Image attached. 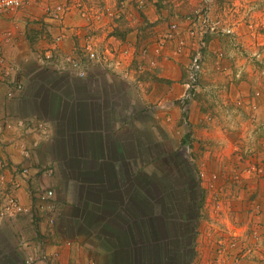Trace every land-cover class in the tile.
I'll use <instances>...</instances> for the list:
<instances>
[{"label": "rangeland", "instance_id": "rangeland-1", "mask_svg": "<svg viewBox=\"0 0 264 264\" xmlns=\"http://www.w3.org/2000/svg\"><path fill=\"white\" fill-rule=\"evenodd\" d=\"M89 1L91 5H106L111 10L121 8L124 2L126 14L122 18L104 17L98 23H88L74 6L76 0L69 1L72 8L66 23L69 24L67 29L73 31L64 42L73 45L62 49L64 53H78L81 34L91 32L99 38V49L111 52L107 55L110 61L104 67L102 65L93 70L95 65L88 63L90 69L98 70L97 75L103 74L100 81L102 79L105 86L101 88L119 90L121 96H125L123 92L126 91L136 93V90L148 89L149 85L143 86L141 80L146 74L149 77L154 75L153 80L159 79L154 73L158 65H149V58L142 53V47L147 44L143 45V42L150 40L149 46L153 48L160 32H156L153 24L148 23L145 8L152 4L154 10L164 11L173 9L171 5L174 3L169 0H144V3H140L141 0ZM195 1L199 2L190 12L203 3V0ZM184 2L188 8L190 0ZM213 16L222 18L231 33L217 35L218 38L226 37L224 41L227 45L212 49L214 60L210 67L206 65L200 75L199 90L194 92L190 101L181 102V95L176 100L159 98L155 101L142 96L143 101L150 104L149 112L143 114V118L135 113L133 106L131 114L128 109L125 112L117 109L108 110L103 115L95 114V119L94 114H90L89 120L82 115L81 124L86 119L87 124L98 125V128L93 127L95 130H106L107 135L104 136L108 138L103 140L102 150L110 151V160L120 172L118 176L113 174L114 165L105 163L100 155L101 149L96 147L100 150L96 149L95 155L89 156V168L83 167L81 162V215L76 216L77 207L67 209V206H60L63 218L60 215L52 227L48 226L45 217L38 221L34 218L27 221L31 219L30 215H19L16 217L18 223L27 222L24 228L20 224L21 229L17 227L20 240L30 228L34 233L35 250L60 245L62 250L56 260L60 264H137L133 263V256L139 252L145 253L149 263L157 264L164 257L160 247L166 243L174 250L168 263L163 264H264V240L254 235L256 230L264 232V0H213ZM1 19L0 34L9 28L6 21ZM172 20L166 17L159 19L168 24ZM114 31L116 36L113 35ZM5 38L6 35L0 38L2 49ZM47 45L45 48H54L55 51L63 46L55 45L51 38ZM132 45L140 48L134 50ZM25 46L28 47L27 44ZM40 50L35 57L41 55L43 51ZM215 50H220L223 56L218 57ZM165 54L166 51L161 56ZM4 60V65H7L8 60ZM116 60L117 67L110 65L115 64ZM40 65L48 68L47 64ZM33 70L21 67L16 73L22 79L25 77L24 81L20 78L18 81L24 93L27 92V76ZM111 74L117 78H111ZM3 75L7 79L6 73ZM66 75L72 84L81 83V96H85L89 89L86 82L91 75L85 78ZM130 76L133 78L128 80ZM127 81L132 83L128 85L125 83ZM182 86L184 92L186 86ZM78 87L71 86L70 90L73 88L75 91ZM13 88L11 85L5 93V88L0 86V94L4 95L0 101L7 103L3 115L15 117L6 120L30 118V110L37 102H27V107L24 106L16 100L21 92L13 91ZM9 90L13 91L12 96L8 94ZM136 96L140 99V95ZM119 101L133 105L128 99ZM173 101L180 102L176 104L180 105L181 113L175 116L171 112L177 106ZM38 105L45 110L48 106L42 100L36 108ZM156 111L161 114L166 111L164 127L162 116L157 119ZM117 125L121 127L116 128ZM17 129L7 132V136L3 133V139L6 140L9 134L15 136L14 132L19 131ZM213 133L217 134V138L224 139L220 140V147L205 143L208 138H213ZM116 135L128 137L125 139V161H119L113 151L110 140L113 141ZM6 144L1 143L0 138V151L7 163L0 167V176L8 174L0 177V202L6 196L2 193V182L12 185V188L16 182L14 177L11 178V174H15ZM228 145L230 148L223 151ZM14 146L19 152L20 146H25L32 153L39 147L38 144L29 145L17 140ZM86 150L81 146V157H87ZM39 161H42V157ZM58 161V166L61 163L67 168L66 174L73 173L75 178L79 176L78 170H71L64 160ZM77 162L76 159L69 163H74V166ZM38 166V173L44 172L43 167ZM31 176L34 177V174L31 173ZM38 183L37 180V186L40 185ZM85 183L89 184L85 186ZM8 188L7 191L13 193L12 188ZM35 190L32 192L35 193ZM104 220L108 223L107 228H104ZM146 228L147 231L144 230ZM185 230L192 232L191 237L186 236ZM145 233L154 234L157 240L146 242L149 249L146 247L143 250L138 242L143 241L141 235ZM69 240H72L70 246H62ZM189 241L193 242L188 247L186 243ZM182 244L186 253L182 251ZM66 250L69 251L68 255ZM14 261L16 264H27L20 256L15 257ZM137 261L140 262L138 256Z\"/></svg>", "mask_w": 264, "mask_h": 264}, {"label": "crops", "instance_id": "crops-1", "mask_svg": "<svg viewBox=\"0 0 264 264\" xmlns=\"http://www.w3.org/2000/svg\"><path fill=\"white\" fill-rule=\"evenodd\" d=\"M49 0H37L35 3L29 4L26 8L19 10L17 12L8 13V15L0 16L1 21H6V25L9 28H6V31L2 32L0 34V38L3 35H6L5 42L2 47V53L5 55V58L8 60L7 65L0 66V86L5 88V93L8 90V88L14 86L15 84H18L20 81V76H17V72H19L22 69H34L30 74L27 76V81L25 82V88L27 92H22L21 90H16V92H21V94L16 97L17 101H21L24 106L27 107L28 103H33L34 100L37 102H40L41 100L46 102L48 104L46 110L39 106L36 108L33 107L30 110L31 117L28 118L29 120H40L44 119L47 121V127L48 131L43 134L37 133L36 131L30 132L26 130L25 128H18V132H14L13 135H8L6 138L7 147L9 148V157L11 158L13 164H20V166H23L24 164H32V170L31 173L34 174V177L31 176L28 179H23L20 177L13 176L11 174V178L14 177L16 182H18L19 186H15L12 188V185H7L4 182H2L3 191L2 193L5 194L9 191V188L13 190V193L17 195L21 201V203L32 206L34 203V193L33 190L39 189L38 187H49L51 189L55 190L56 195V201L58 202L59 206H67L68 207H77L78 213L77 215H81V162L83 163V167L89 168L87 165L90 163V155H95L96 149L100 150L103 159L105 160V163H112L110 160V151H103L102 148L103 140L108 138L104 135H107L104 129H94L98 128L96 126H91L90 124H87L86 119L83 124H81V116L86 115L85 118H90V114H94L93 118L95 119V114H105L108 110H122L126 111L129 110V114H131L132 106L134 108L135 113L137 115L143 116V114H146L149 112L150 104H148V101H143V97L150 98L151 100L155 101L159 98H169L171 100H176L178 96H180L183 93V80L186 76V66L189 61L188 55H182V56H171L172 50L168 49L165 56H157L156 59H158L157 62V68L155 69V72L157 74V77L159 79L153 80L154 75L149 77L150 75H145L143 80H141L143 86L149 85V88L146 89V87L140 91L136 90L135 92H123L125 96H121V92L119 90H104L105 84L102 82V79L100 81V76H103V74H98V70L95 72V70L98 67H102L100 64H93L95 67L91 70L90 77L88 78L86 82V86L89 87L87 93L85 96H81V83L78 84H72L70 82V78L67 77L66 74H69L67 72H57L53 69H46L44 66H41L40 63L37 61L38 57L35 54L38 53V51H44L48 45V42L53 41V33L54 30H50L47 27V24L44 22V11L43 7L46 2ZM59 1V0H57ZM65 1V0H60ZM165 2V0H164ZM169 2H172L171 6L173 9H165L164 11L161 10H154L151 5L146 9V18L148 20L149 24H153V27L156 32H164L168 28V23L161 22L159 19L171 18V19H177L183 18L186 14L190 13V11L197 5L199 1L190 0L189 7H186V4L184 0H169ZM168 2V3H169ZM147 3V2H146ZM149 3V2H148ZM180 5V6H179ZM183 5V8H181ZM178 7V8H176ZM215 8V7H214ZM167 12V13H166ZM128 16V14H127ZM67 16V20H68ZM159 21V22H158ZM156 23L158 25H156ZM156 25V26H154ZM73 31V30H71ZM136 31V30H135ZM135 31L133 33H135ZM154 31V30H153ZM159 33V34H160ZM8 34V35H7ZM10 35V36H9ZM30 35V36H29ZM82 35V34H81ZM30 37V38H29ZM48 38V39H46ZM226 37H219L214 36L211 38V50H209L208 53V66L210 67V64H212L214 57L212 56V49L214 47L225 48L227 43L224 41ZM136 41V40H135ZM150 40L147 39V42H143L149 44ZM25 44L28 45V47L25 46ZM63 44V46H61ZM60 44V50H56L57 56H61L65 50V47H69L72 43H66L63 42ZM73 45V44H72ZM142 45V46H143ZM136 45H132V49H139L135 47ZM0 49V50H1ZM64 49V50H62ZM41 53V52H40ZM2 54V55H3ZM1 55V56H2ZM31 62V63H30ZM32 64V65H31ZM53 66V65H52ZM97 66V67H96ZM37 67V68H35ZM104 67V65H103ZM110 67V66H109ZM115 68V67H114ZM116 69V68H115ZM100 71V70H99ZM7 75V79L4 77L3 74ZM95 72V73H94ZM155 74V75H156ZM17 76V77H16ZM111 78L116 75L111 74ZM106 77V76H104ZM25 78V77H24ZM23 78V79H24ZM133 77L130 76L128 80H131ZM153 78V79H152ZM21 81H24L22 78H20ZM119 79V78H118ZM3 80V81H2ZM74 80V79H73ZM114 80V79H112ZM110 80V83L111 81ZM72 81V80H71ZM18 82V83H16ZM114 83V82H113ZM112 83V84H113ZM126 84L130 85L129 83H132L130 81L125 82ZM30 84V85H29ZM152 84V89H150V85ZM79 85L78 89L73 91L70 90L71 86ZM102 87V88H101ZM146 89V90H145ZM136 94L140 95V99ZM203 94V93H202ZM201 94V95H202ZM200 95V96H201ZM46 97V100L45 98ZM1 100H3L4 95L0 94ZM122 99H128L132 101V104H126L119 100ZM141 100V101H140ZM202 101V100H201ZM179 101H173L174 104ZM180 103V102H179ZM178 103V104H179ZM177 105V104H176ZM2 106V108H1ZM5 106H7V103L4 101H0V125L4 124L7 118H15V117H6L4 114ZM50 106V107H49ZM49 107V108H48ZM180 105L175 106V108L172 109L173 116L180 114L179 110ZM2 109V110H1ZM30 109V108H29ZM8 111V110H7ZM45 112V113H44ZM157 119H160V115L162 116V125L165 126V112L162 114L160 111H156ZM143 118V117H142ZM159 124V120H158ZM102 126V125H100ZM94 127V128H93ZM121 127L120 125H117L116 128ZM164 129V128H163ZM39 131V130H38ZM219 131V130H218ZM8 132V131H7ZM6 132V136L7 133ZM84 133V134H82ZM205 133L206 130H205ZM1 135V134H0ZM223 136V135H222ZM4 134L1 135V139L3 140ZM213 138H208L205 143L214 144L216 147H220V139L217 138V134H212ZM216 137V138H214ZM127 136H121L116 135L115 138H113V151L115 154L118 155L119 161L122 159L127 160ZM133 138V135L131 136ZM17 141H23L29 145L31 144H38L39 147L36 149V151H33L32 156L30 158H25L14 146V143ZM131 140V139H130ZM133 141V140H132ZM10 143V145H8ZM81 146H84L86 148V156L81 157ZM107 146V144H106ZM6 147V146H5ZM99 147V148H96ZM195 147V145H194ZM230 148V145L227 147H224L222 150L226 151ZM201 151V150H200ZM106 152V153H105ZM51 154V155H50ZM57 155V157H56ZM228 155V154H225ZM42 157V161H39V158ZM58 158V159H56ZM203 158V157H202ZM224 158V156L222 157ZM77 159V163L73 166V164L69 163L74 162ZM58 160H64L66 163L69 164V168L71 167V170H78L79 176L75 178L76 176L72 173V175L66 174V167L60 163L61 166H58L57 163H59ZM73 160V161H72ZM103 163V162H102ZM40 164L41 167L47 168V171L38 173L37 166ZM42 164H45L42 166ZM114 165L113 174L117 175L119 174V169L116 164L112 163ZM112 165V166H113ZM39 167V166H38ZM52 169V172L49 171V169ZM69 170V169H68ZM38 173V174H37ZM8 174H4L0 177L7 176ZM10 175V174H9ZM33 177V178H32ZM9 179V177H8ZM37 180L38 185L37 186ZM10 183V182H9ZM12 184V180H11ZM44 184V185H43ZM89 184V183H88ZM85 183L84 185H88ZM35 190V191H36ZM58 194V195H57ZM2 197H0V200ZM67 212V211H66ZM65 212V214H66ZM62 216V214H61ZM66 216V215H65ZM22 218V217H21ZM63 218V216H62ZM30 219V218H29ZM27 221H31L27 220ZM24 224L18 223L16 218L3 222L0 224V264H5V259L13 260L11 263L14 262L15 257H19L24 262V253L22 246V240H28L34 236V233L29 228H27L28 234H23L26 236H23L22 240H20V232L17 230V227L20 228L19 224L22 225V228H24L25 225H27V222H23ZM21 229V228H20ZM24 230V229H23ZM22 232V231H21ZM31 232V234H29ZM55 245L51 246L50 249L55 248ZM66 254H69V251L66 250Z\"/></svg>", "mask_w": 264, "mask_h": 264}, {"label": "built area", "instance_id": "built-area-1", "mask_svg": "<svg viewBox=\"0 0 264 264\" xmlns=\"http://www.w3.org/2000/svg\"><path fill=\"white\" fill-rule=\"evenodd\" d=\"M37 0H0V15H5L12 12H17L26 8L29 4L35 3ZM69 1H57L49 0L43 7L44 22L50 30H54L53 43L60 45L66 38L71 36L70 29H67L69 25L66 23V18L71 11ZM75 1V0H74ZM102 1V0H97ZM140 3H144L141 0ZM122 7L116 10H111L106 5H91L89 0H76L74 6L79 10L81 16L87 20L88 23H98L104 17L122 18L126 14L123 9L125 3H122ZM96 6V7H95ZM222 18H214L213 16V0H203L200 7L194 11L186 14L183 18H177L172 20L168 24L166 31L160 33L159 37L155 40V46L151 48L149 44L142 47V53L149 58V65L155 66L157 64V56H161L165 51L171 49L176 56L188 55L189 61L186 66V76L183 80V84L186 86L185 91L181 94L180 100L185 103L190 101L194 92L198 91V80L200 75L205 71L207 65V58L209 50H211V38L219 34L231 33L230 28L224 25ZM99 38L91 32H86L81 35V41L79 42L78 53H64L59 57L54 48H46L41 55H38V61L43 64H47L48 68L61 72H67L78 78H85L90 75L91 70L88 63L105 65L108 60L107 55L111 54L110 50L101 51L98 46ZM81 51V53H80ZM217 56H223L220 50H215ZM5 60L0 58V66L4 65ZM53 65V66H52ZM117 67L118 62L115 61ZM53 67V68H52ZM58 72V71H57ZM22 84L16 85L13 88L15 90H21ZM12 90H9L8 94L12 96ZM25 128L26 130L37 133H46L48 131L47 121L29 120L24 118H18L15 120H6L4 124L0 125V133L6 134V132L14 130L16 128ZM39 130V131H38ZM7 140H2L4 145ZM20 152L25 158H30L32 152L25 146H20ZM3 153L0 151V167L7 164L3 158ZM32 164L20 166L19 164H13L14 174L17 177L27 179L31 175ZM43 171H47V168H41ZM52 172V169H49ZM15 186H19L18 182H15ZM5 198L0 202V224L10 221L20 216H31V221H38L42 217L48 226H54L59 216L62 214V208L59 206L55 197V190L49 187H41L34 193V203L32 206H27L21 203L19 197L14 193H5ZM33 215V217H32ZM36 215V216H35ZM42 224V223H41ZM256 230L255 234L257 239L264 240V232ZM32 240V241H31ZM22 246L25 262L27 264H60L59 259L61 248L60 245H55V248L39 249L35 250L33 238L28 240H22ZM72 240H69L65 245L70 246ZM76 264H82L77 262Z\"/></svg>", "mask_w": 264, "mask_h": 264}, {"label": "trees", "instance_id": "trees-1", "mask_svg": "<svg viewBox=\"0 0 264 264\" xmlns=\"http://www.w3.org/2000/svg\"><path fill=\"white\" fill-rule=\"evenodd\" d=\"M117 27V26H116ZM116 31H117V29H116ZM113 35H115L116 36V32L114 31L113 32ZM118 38V37H117ZM120 39H122V38H120ZM0 54H2V53H0ZM3 59H5V56H1ZM0 57V58H1ZM114 199H116L115 197H114ZM203 199H204V196H203ZM202 207V206H201ZM191 209V208H190ZM168 210V209H167ZM197 210H199V209H197ZM169 212V211H168ZM128 213H130V212H128ZM191 213V212H190ZM189 218H190V216H189ZM141 219V218H140ZM141 221H143V220H141ZM104 224H106L105 226H104V228H107V226H108V223H106V221L104 220V222H103ZM94 229V228H93ZM92 229V230H93ZM101 230V229H100ZM144 230H146L147 231V228L146 229H144ZM98 232H99V230H98ZM103 232V231H102ZM185 232H186V236H189V237H191V231H186L185 230ZM104 233V232H103ZM141 237H142V240L143 241H139L138 243V245H141L142 247H139V248H142L143 250L145 249L146 250V247L148 248V245L147 244H145L146 242H150V241H152V242H155V240H157L156 239V237L154 236V234H149V235H146V233H145V235H141ZM193 242V241H192ZM192 242H190L189 241V243H186L187 245H188V247H189V244L190 243H192ZM191 245V244H190ZM182 246V251H183V253L185 252L186 253V250H185V246L182 244L181 245ZM192 246V245H191ZM191 249L193 248V247H190ZM149 249V248H148ZM160 249H162L163 251V253H164V257L162 258V261H160V262H158L157 264H163V262L164 263H168V261L171 259L170 258V254H171V252H172V250H174V248L170 245V244H168V243H166L164 246L162 245L161 247H160ZM160 254H162V253H160ZM163 255V254H162ZM137 256H138V259H140V262L142 263V264H154V263H149L148 262V260H146L145 259V253H141V252H139V253H137ZM137 256H136V254L133 256V257H135V258H133V263H137V264H140V262L138 263V261H137ZM165 259H166V261H165ZM135 261V262H134ZM6 263L5 264H9V263H11V262H7V261H5ZM146 262V263H145ZM14 264H16L15 263V261L13 262ZM184 263H185V261H184Z\"/></svg>", "mask_w": 264, "mask_h": 264}]
</instances>
